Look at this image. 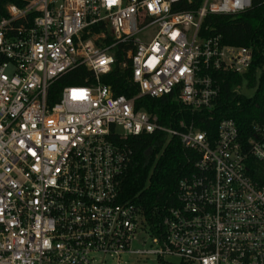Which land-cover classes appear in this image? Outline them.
Listing matches in <instances>:
<instances>
[{"label": "built area", "instance_id": "built-area-1", "mask_svg": "<svg viewBox=\"0 0 264 264\" xmlns=\"http://www.w3.org/2000/svg\"><path fill=\"white\" fill-rule=\"evenodd\" d=\"M252 2L31 0L7 7L0 19V264H126L123 256L264 264V123L245 140L224 119L213 137L194 122L165 126L137 109L143 97H174L192 114L214 110L219 76H244L253 52L223 44L204 24L209 16L246 13ZM120 47L127 49L121 67H130L138 89L133 98L102 81ZM78 69L84 84L59 89ZM244 87L234 92L243 95ZM155 134L166 137L164 147L179 139L195 161L178 183V205L150 227L140 209L120 201V176L133 155L125 143Z\"/></svg>", "mask_w": 264, "mask_h": 264}, {"label": "trees", "instance_id": "trees-1", "mask_svg": "<svg viewBox=\"0 0 264 264\" xmlns=\"http://www.w3.org/2000/svg\"><path fill=\"white\" fill-rule=\"evenodd\" d=\"M29 1L0 0V19L7 16L9 5L22 8ZM208 25L212 34L221 36L223 44L252 49L253 62L248 72L244 76H219L221 93L215 109L210 112L204 110L192 114L174 97H143L137 101V109L158 116L165 126L178 128L182 120L188 125L194 122L195 126L213 137L222 120L232 119L239 127L241 136L247 140L254 135L255 125L264 123V0H253L251 9L240 15L209 16L204 27ZM126 51V47L116 51V65L102 81L112 86L116 96L133 98L138 94V89L130 81V67H121ZM85 77L82 69H78L61 81L58 88L83 85ZM245 82L249 89H256L254 97L248 98L234 92L236 86ZM165 141L164 135L155 134L142 135L125 143L132 149L133 155L120 176V201L129 202L140 209L150 227L160 222L159 213L164 208L178 205V183L194 172V153L184 149L179 139H172L164 147Z\"/></svg>", "mask_w": 264, "mask_h": 264}, {"label": "rangeland", "instance_id": "rangeland-1", "mask_svg": "<svg viewBox=\"0 0 264 264\" xmlns=\"http://www.w3.org/2000/svg\"><path fill=\"white\" fill-rule=\"evenodd\" d=\"M264 71V66H263ZM261 72H259L260 74ZM256 93V89H247L246 87L243 88L242 94L248 98L254 97ZM142 246L139 243L134 244V248H141ZM148 247V244L146 248ZM123 262L126 264H170L171 262H177L174 259H168L166 262H160L155 256H147V257H135V256H123ZM106 264H113V261L109 258L107 259Z\"/></svg>", "mask_w": 264, "mask_h": 264}]
</instances>
